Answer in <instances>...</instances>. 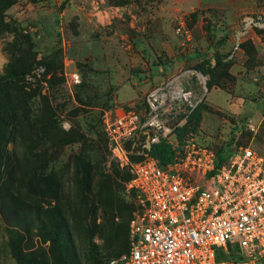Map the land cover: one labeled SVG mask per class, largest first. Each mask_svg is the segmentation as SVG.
I'll return each mask as SVG.
<instances>
[{
	"label": "rangeland",
	"instance_id": "obj_1",
	"mask_svg": "<svg viewBox=\"0 0 264 264\" xmlns=\"http://www.w3.org/2000/svg\"><path fill=\"white\" fill-rule=\"evenodd\" d=\"M2 17L0 106L14 117L0 264H106L126 252L129 172L104 132L116 106L154 118L149 136L173 160L264 144V0H14ZM146 139L127 144L132 160Z\"/></svg>",
	"mask_w": 264,
	"mask_h": 264
},
{
	"label": "built area",
	"instance_id": "obj_2",
	"mask_svg": "<svg viewBox=\"0 0 264 264\" xmlns=\"http://www.w3.org/2000/svg\"><path fill=\"white\" fill-rule=\"evenodd\" d=\"M154 121L131 106L105 114L109 155L130 173L134 205L128 250L106 264H261L264 144L230 149L219 165L201 148L164 166L146 152L132 160L127 144L145 135L149 148Z\"/></svg>",
	"mask_w": 264,
	"mask_h": 264
},
{
	"label": "trees",
	"instance_id": "obj_3",
	"mask_svg": "<svg viewBox=\"0 0 264 264\" xmlns=\"http://www.w3.org/2000/svg\"><path fill=\"white\" fill-rule=\"evenodd\" d=\"M14 2V0H0V29H2L3 27L6 26V23L3 21V17H2V13L3 11L12 3ZM5 78L0 77V86H2L5 81H3ZM7 83V82H5ZM12 84H14L12 82ZM2 108V109H1ZM9 108L4 110L3 106H0V119H1V123H0V174L2 172V161L4 158L8 157V151L6 150V141L4 140V131L8 128H10V126L12 125V120L14 117V112L8 113ZM8 113V114H6ZM9 119L11 120V122H9ZM228 151V150H227ZM227 151H222L220 153H218L217 156V165H219V162L221 160H224L225 158V153H227ZM147 153L156 158L160 165L164 166L166 164H168L169 162L173 161V150L172 147L169 143L165 142L163 139L159 140L156 143H152L150 146V149L147 150ZM129 174V179L131 177L130 173ZM128 179V180H129ZM58 225L62 226L63 224L61 223V220L58 221ZM128 250V249H127ZM126 250V251H127ZM229 255H233V253L229 254ZM261 264H264V260L261 262Z\"/></svg>",
	"mask_w": 264,
	"mask_h": 264
},
{
	"label": "bare ground",
	"instance_id": "obj_4",
	"mask_svg": "<svg viewBox=\"0 0 264 264\" xmlns=\"http://www.w3.org/2000/svg\"><path fill=\"white\" fill-rule=\"evenodd\" d=\"M177 79H178V78H177ZM177 79H176V80H177ZM175 90H176V94H180V89H179V87H177Z\"/></svg>",
	"mask_w": 264,
	"mask_h": 264
}]
</instances>
